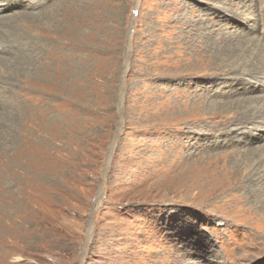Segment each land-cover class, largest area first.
Masks as SVG:
<instances>
[{
  "label": "rangeland",
  "instance_id": "374dc122",
  "mask_svg": "<svg viewBox=\"0 0 264 264\" xmlns=\"http://www.w3.org/2000/svg\"><path fill=\"white\" fill-rule=\"evenodd\" d=\"M0 10L41 16L18 22L34 65L0 82L19 120L0 142V264H264V153L231 175L264 118L234 130L228 112L264 109V0Z\"/></svg>",
  "mask_w": 264,
  "mask_h": 264
},
{
  "label": "bare ground",
  "instance_id": "6f19581e",
  "mask_svg": "<svg viewBox=\"0 0 264 264\" xmlns=\"http://www.w3.org/2000/svg\"><path fill=\"white\" fill-rule=\"evenodd\" d=\"M2 12H4V10H0V13H2ZM39 14H40L39 12H38V15L36 13L22 12L18 15H15V18L17 16V20H15V18L12 19L13 16L0 18V25H2L3 29H7V31L4 32V34L1 33V36H0V48H1L0 52H4V54L0 56V68L3 69V70L1 69L2 71H0V82H3V84H5L6 81L11 80L13 82V85H14L15 82L19 81V79H17V78L18 77L20 78V76L24 78V76H23L24 73L28 72L29 69L31 68V66L34 65V62L36 61V59L34 57L36 55H34V53L31 55V50L33 49V44H34V41H32L33 38H31L30 35L25 36V33H23L20 30L22 27L19 29L18 22H20V21L24 22V20H26L28 23L27 19H29V20L31 19V21L36 22V21L40 20L39 17H41V16ZM28 27L30 28V25ZM15 79H16V81H15ZM1 80H4V81H1ZM21 80H23V79H21ZM0 86H2V85L0 84ZM3 86L0 87V140H1L0 142H2V139L4 138V136H6V134L12 135V136L18 134V127H19L18 126L19 120H18V118H16V115H18V114L15 113V108H14V105L12 104L14 100H17V98H15L16 94L14 93L15 89L14 88L8 89V88H6V86H4V87ZM253 101L254 100H249V101H247V103L244 101L245 105H240V107H239L238 103L243 104V101L239 100L236 103H233L232 107H230L228 109V112H229V110L233 111L234 110L233 108H236L238 110V113H237V111L235 113L236 116L234 118V121L236 122V124H235L234 130H238L243 125L250 124L251 122H253L256 119L264 118V115H260L261 113H264V109H261L259 107H252ZM20 105H21V103H20ZM260 127H264V119L262 120ZM259 139H261V137H259ZM262 139H264V138L262 137ZM0 147H1V145H0ZM241 152H242V150L238 151L237 153H241ZM263 153H264V145L262 147H256L253 149L250 147L245 149L244 152L241 154L242 160L241 161L236 160L234 163V166H232V171H231L232 178L234 180H237L238 178L242 179V177H241L242 173L244 174V170L246 171L249 169L248 165H250V163L254 162L255 159L258 162L260 161L262 164V157H263L262 154ZM243 164H244L245 169L242 166ZM254 169L256 170V168H254ZM255 170H253V172H251L245 176L246 178L244 181H245V183H247V185H249L248 190H251L252 188H254L257 184L256 182H259V180L257 178L258 176L257 175H256L257 177L254 176ZM261 182H259V183H261ZM251 195H252V193H251ZM260 211L264 212V208L260 209ZM263 218H264V216H263Z\"/></svg>",
  "mask_w": 264,
  "mask_h": 264
}]
</instances>
